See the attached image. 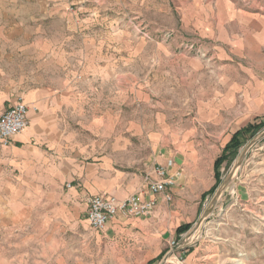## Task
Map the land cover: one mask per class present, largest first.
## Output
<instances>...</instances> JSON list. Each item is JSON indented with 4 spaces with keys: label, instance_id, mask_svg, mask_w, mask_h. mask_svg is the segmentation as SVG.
Here are the masks:
<instances>
[{
    "label": "rangeland",
    "instance_id": "obj_1",
    "mask_svg": "<svg viewBox=\"0 0 264 264\" xmlns=\"http://www.w3.org/2000/svg\"><path fill=\"white\" fill-rule=\"evenodd\" d=\"M63 2L68 22L59 17L41 30L57 40L56 59L27 63L34 76L19 81L45 89L47 112L77 164L146 181L171 160L192 203L165 227L192 226L179 240L154 234L140 248L112 242L91 229L81 204L68 201L81 188L69 170L60 177L48 164L0 167V264H158L232 170L237 157L221 165V183L201 199L231 137L260 126L241 137L239 154L264 129V0ZM229 187L195 239L166 264H264V138L248 149Z\"/></svg>",
    "mask_w": 264,
    "mask_h": 264
},
{
    "label": "crops",
    "instance_id": "obj_2",
    "mask_svg": "<svg viewBox=\"0 0 264 264\" xmlns=\"http://www.w3.org/2000/svg\"><path fill=\"white\" fill-rule=\"evenodd\" d=\"M71 16L63 0H0V115L18 100L30 108L27 128L11 139L10 146L0 144V167L25 170L48 164L51 171L60 177L69 170L73 176L70 174L68 177L77 180L81 188L74 190L68 201L81 204L82 212L87 211L84 201L88 196L108 195L124 200L135 195L140 201L155 200L156 207L149 216L136 218L119 213L98 233L112 242L132 241L139 248L154 234L162 241L175 238L177 228L190 223L176 224L171 231L165 227L167 220L171 215L179 214L183 205L192 202L188 200V192L181 187L182 173L178 172L173 162L165 160L159 164L166 169L165 176L174 179L173 186L166 189L171 196L170 202L165 200L163 194L152 196L145 179H127L120 173H112V168L104 164L86 167L77 164L75 155L68 152L66 136L60 130L56 117L51 111L47 112L45 89H26L25 81L18 79L34 76L32 68L27 72V63L56 59L57 40L43 38L41 30L56 24L59 17L68 22ZM69 149L72 151L73 146L70 145ZM83 169L92 173L84 175ZM93 171L97 174H93ZM212 187L201 194V199ZM171 202L174 203L172 212L166 208Z\"/></svg>",
    "mask_w": 264,
    "mask_h": 264
},
{
    "label": "built area",
    "instance_id": "obj_3",
    "mask_svg": "<svg viewBox=\"0 0 264 264\" xmlns=\"http://www.w3.org/2000/svg\"><path fill=\"white\" fill-rule=\"evenodd\" d=\"M29 110L27 104L22 100H18L14 106L0 115L1 146H10L11 139L27 128ZM165 173V168L157 166L145 182L148 192L152 196L163 194L165 200L170 202L171 196L166 193V189L173 186L174 181L166 177ZM155 207V200L140 201L135 195H131L124 200H118L108 195H97L87 199L86 220L92 230L100 232L105 228L107 222L119 213H126L129 216L140 218L149 216Z\"/></svg>",
    "mask_w": 264,
    "mask_h": 264
},
{
    "label": "water",
    "instance_id": "obj_4",
    "mask_svg": "<svg viewBox=\"0 0 264 264\" xmlns=\"http://www.w3.org/2000/svg\"><path fill=\"white\" fill-rule=\"evenodd\" d=\"M264 138V129L259 132L247 145L246 147L239 152L238 156H237V160L234 163L232 170L230 171V173L228 174V176L226 177V179L224 180L223 184L221 185V187L216 190L209 207L207 208V210L204 211V213L202 214V216L199 218V220L197 221V223L194 225L193 230L185 235L184 237H182L180 244L172 251H169L166 255L163 256V258L161 259V261L158 264H166L168 261V258L175 254L178 253L182 250H185V248H187V246L191 243V241H193L196 237V234L198 233L200 227L202 226V224L204 223V221L212 214L216 203L218 202L219 198L224 194L227 193L229 191V183L230 181L234 178L237 170L239 169V167L242 165L245 157H246V153L248 151V149L253 146L254 144H256L257 142L261 141Z\"/></svg>",
    "mask_w": 264,
    "mask_h": 264
},
{
    "label": "trees",
    "instance_id": "obj_5",
    "mask_svg": "<svg viewBox=\"0 0 264 264\" xmlns=\"http://www.w3.org/2000/svg\"><path fill=\"white\" fill-rule=\"evenodd\" d=\"M260 129L259 125H255V126H248L247 128L243 129V130H239L237 131L230 139V141L225 145V147L223 148L220 156L218 158H216L215 162H214V179H215V185L214 187H212L208 193H211L212 191L215 190V187H217L220 183H221V179H220V172H219V168L221 167V165L224 162H232L238 155V150L241 147V137L244 136L247 133H253L255 134L258 130ZM207 194V193H206ZM204 194L203 197L206 195ZM191 224H184L181 225L177 228L176 230V238L179 240L180 236L182 234H185L190 228H191Z\"/></svg>",
    "mask_w": 264,
    "mask_h": 264
}]
</instances>
